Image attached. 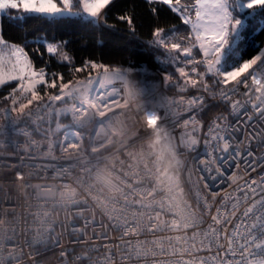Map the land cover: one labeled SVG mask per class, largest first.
Returning <instances> with one entry per match:
<instances>
[{"label":"snow or ice","instance_id":"1","mask_svg":"<svg viewBox=\"0 0 264 264\" xmlns=\"http://www.w3.org/2000/svg\"><path fill=\"white\" fill-rule=\"evenodd\" d=\"M113 2L114 0H0V16L8 15L9 19L21 22L29 17L50 18L49 23L58 18L77 19L82 23L95 25L106 19L107 10ZM146 2L149 5L157 3L166 5L172 12L181 13L183 23L192 24V31L196 33L194 38L196 43L183 46L182 41L177 39L172 31L155 27L148 46L162 51L159 55L154 54L153 60L161 65L164 63L170 65L181 57H188L190 58L187 60L188 64H203L205 66L203 72L198 71L197 67H192L189 71L184 67H177L176 70L184 83L181 91L188 86L202 87L205 92L210 91V85L205 79L206 74H210L216 78L214 84L224 86L220 97L230 105L229 115L234 116L233 121H228L227 117H216L209 125V135L204 138L203 143L211 146L213 151L209 158L198 162L201 165L200 170L223 176L220 161L227 164L230 159L235 161L242 158L246 165V173L249 170L256 171L258 164H264V49L257 47L256 53H250L247 59L241 56L237 60L236 56L241 51L239 45L250 34V28L257 35L264 32V22H257L255 27L251 23L258 17H264V0H234V7L231 0H195L194 3L188 0L184 4L181 0ZM150 10L154 14L158 12L156 7H151ZM192 11L196 20L194 24L188 15ZM118 19L126 23L133 33L135 32L133 16L121 14ZM183 39L190 40L191 37ZM173 40L175 42H172ZM5 43L0 34V44ZM60 43L67 42L48 43L47 53H58ZM196 47L202 51L201 60L191 59L193 49ZM12 54L15 61L11 70L7 72L0 70V85L13 80L18 83L12 93L5 98L10 99L12 106L0 109L4 113L0 135L4 134V128L8 126H11L13 132H19L17 122L22 117L34 115L29 110L33 105L53 117L65 116L71 111L81 129L94 121L101 127L107 126L109 130L97 141L95 132L92 133V139L86 140L79 131L70 132L66 127L63 132L64 140L57 139L48 148V155L52 159H57L53 153L59 149L61 157L68 162L67 167L64 164L59 165L62 175L69 174L76 167L80 168V173L74 179L75 187H69L68 184L63 188L42 185L34 189L37 199L42 200L44 205L51 202L53 205H60L61 210L69 212L73 207L78 209L74 215L65 217L69 221L68 224L63 221L59 223V227L68 232L69 246L61 244L63 232L60 235L55 234L57 224L50 219V213L44 207L37 208L35 212L29 210L23 216L22 232L16 229V224L20 221L12 223L4 219V215L16 217V212L5 214L0 208V264H40L41 247L49 251L52 247L58 248L62 262L72 260L75 256L79 264H101L99 259L93 260V252L101 254V249L104 264H264V174L258 175V178L241 176L240 179L244 180L243 187L236 184L234 190L243 193L246 205L241 221L244 233L238 247H234L236 241L228 235V230L219 228V225L224 223L219 213L225 199L223 197L218 199V194L212 192L205 183L203 187L208 189V195L203 198L202 203L197 204L199 211H193L192 206L183 200L179 175H169L171 171L178 172L180 169L187 171L181 156L185 150L195 151L198 141L193 136L185 139L184 135L178 139L172 131L165 129L170 113L162 111L167 106L164 102L153 103L155 98L151 92L154 86L143 77V74L150 73L147 64L110 68L103 63L85 61L80 67L74 68V71L86 73V83L84 80L73 83L72 80L65 81L63 73H48L43 68L35 69L22 47L13 45ZM69 60L67 54L62 56V62ZM162 71L166 73L163 75V81L171 82L172 75L167 74L166 68H162ZM190 73H195L196 76L193 77ZM134 74L141 75V79L133 81L131 77ZM257 74L260 76L259 79ZM117 81L120 82L119 86L115 85ZM253 84L256 85L255 88ZM229 85L232 86L230 89ZM241 85L247 89L243 93L247 97L243 103L240 100H232V96L237 94ZM38 86L56 91L53 93L45 91L42 95ZM17 93L26 99V103L17 99ZM138 97L145 100L144 105H137V110L142 113L143 126L146 130H151L146 132L151 139L143 154L128 152L136 141L126 143L122 139L126 134L124 128L112 123L114 117L131 111ZM180 99L183 101L184 98ZM69 102H73L71 109L63 106ZM188 103L190 109L202 107L204 99L193 97ZM249 111L252 114H249ZM13 113L16 114V119H13ZM96 117L99 119L96 120ZM40 119L41 122L44 121L43 114L40 115ZM190 122L196 123L194 116L184 120L182 127L187 128ZM175 123L172 124L173 128ZM59 127L57 124V128ZM20 134L29 135L27 131ZM116 145L120 146L117 151L124 155V159L117 158L110 162L105 153L110 152ZM165 164L167 166L162 167ZM236 166L239 167V164ZM162 176L170 182L167 187L169 192L174 188L179 189L182 203H173L176 201L175 196L167 203L156 200V196L162 190L159 187ZM210 178L216 179L215 176ZM20 182L31 187L20 169H16L11 177V183ZM77 189L97 201V206H103L107 210L109 227L121 234L118 240H111L107 232L101 234L93 231L89 235L88 226L95 223L94 217L86 218L83 226H78L83 212L87 209V201L76 199ZM0 204H3V201H0ZM213 208L217 214L208 215ZM52 211H57V208L53 207ZM237 211L234 205L230 215L235 217ZM167 213L172 214L169 220L164 219ZM29 217H32L31 224ZM228 222L231 223L230 220ZM204 223H207V231H193L190 237L187 236L185 230L198 229ZM35 225L38 227L33 232ZM233 229L239 234L238 225H233ZM221 231L227 243L217 244L214 250L213 240L219 239ZM164 232L182 234L158 237L151 241L152 247H147L145 242L139 239L145 233L156 236ZM29 233H33L31 238L24 239L21 244L18 237L20 235L27 237ZM197 237H202L199 243ZM133 238H136L135 245ZM98 241L100 243H97ZM72 246H83L82 254L75 255V248ZM70 247L72 251H69Z\"/></svg>","mask_w":264,"mask_h":264},{"label":"built area","instance_id":"2","mask_svg":"<svg viewBox=\"0 0 264 264\" xmlns=\"http://www.w3.org/2000/svg\"><path fill=\"white\" fill-rule=\"evenodd\" d=\"M15 46L22 47L19 44ZM93 76H95V74H93ZM259 78L260 76L257 74V79ZM161 79H163V74H161L157 86L152 89L151 95L155 98L153 103L164 102L167 105L162 109V111H167L170 113L169 121L165 123V129L172 131L178 139L184 135L185 139H187L188 136H193L198 141L195 151L189 152L185 150L183 156H181L187 171L180 169L178 172L171 171L169 175H179L180 187L183 189V200L187 201V203L192 206L193 211H199L197 209V204L202 203L203 198L208 195V189L203 187L205 183L208 184L212 192L218 194V199L220 197L225 199V203L223 206H221V211L219 213L220 219L223 220L224 223L219 225V228L227 229L228 235L236 241L234 247H238L239 242H241L242 234L244 233V227L241 221L243 219L242 212L246 205V201L243 199V193L234 189L236 188V184H239L241 187H243L244 180L240 179L241 176H245L246 178H258V175L264 174V164H258L256 166V171L249 170V172L246 173V165L244 164L243 159L237 158L235 161L230 159L227 164H225L224 161H220V167L224 173L223 176H220L215 172L210 174L209 172L201 171V165L198 162L200 160L209 158V154L213 151L211 146H206L203 143L204 138L209 135V125L212 123L214 118L221 116L227 117L228 121H233L234 116L229 115L231 112L230 105L222 101L220 95L213 96L209 93V91L205 92L202 87L193 88L188 86L185 90L181 91V88L184 87L183 82L181 83L179 81H174L172 83L173 86H171L170 83L161 82ZM252 86L253 88L256 87L255 84ZM246 90L247 89H245L243 85L239 86L237 94L232 96V100H240L243 103L247 99V97L243 95ZM256 95H259V93H256ZM181 97L184 98L183 101H181ZM193 97H203L204 105L202 107L197 106L196 108L190 109L188 101ZM17 99L22 102L26 100L23 96H21L20 93H17ZM72 103L69 106V109L72 108ZM144 103V98L138 97L131 111L126 112L125 115L114 117L112 122L116 126H121L124 128L126 134L122 137V139L126 143L131 142L132 140L136 141L133 147L128 149V152L143 154L146 152L147 144L150 143L151 138L146 135V132H150L151 130H146L144 128L141 119L142 113L137 110V105L142 106ZM210 104H216V109L205 117L200 116V111L205 110ZM11 106V101H9L8 104H3L0 102V109L10 108ZM29 110L32 111L34 115L31 117H22L17 122L19 132H13L11 126H8L4 128V134L0 135V141H3V143H0V201H3V204H0V208L3 209V213L5 214L11 211L16 212V217L4 215V219L12 223L20 221L19 224H16V229L18 232H22L24 227L23 216L29 210L35 212L37 208L44 207L47 211H49L50 219L55 221L57 224L55 234L60 235L63 232L61 244L65 247H68L70 239L68 232L65 229L59 227V223L63 221L65 224H68L69 221L66 220L65 217L74 215L77 213L78 209L73 207L71 212H69L61 210L60 205H53L51 202H49L47 205H44L42 200L37 199L34 189H36L37 186L42 185L63 188L65 184H68L69 187H75L74 179L75 176L80 173V168L76 167L72 169L67 175L61 174L59 165L64 164L65 167H67L68 162L61 157V152L59 149L55 150L53 153L57 159H52L48 155V148L57 139L61 141L64 140L63 132L65 130L62 132L59 138L56 137L55 127H53L54 117L45 112L43 109L37 108L35 105H33ZM41 114L44 116L43 122H41L40 119ZM69 114L74 121L71 111ZM249 114H252L251 111H249ZM3 116V111H0V126H3L4 123ZM193 116L196 123L190 122L187 128L182 127L183 121ZM13 119H16L15 113H13ZM98 119L99 117H96V120ZM25 121L27 122L26 124ZM74 122L76 126H70L68 127V130L70 132L79 131V133L85 136L86 139L87 135H85V133L80 130L77 121ZM173 122H176L174 128L172 127ZM193 128H195V131H193ZM107 130H109L107 126L101 127L97 123L96 130L94 131L97 134L95 139L99 141V139ZM24 131H27L29 135L25 136L20 134ZM9 141L10 143H8ZM29 145H31V147H29ZM119 147V145H116L111 148L110 152L105 153V157L110 162L116 160L117 158L121 160L124 159V155L117 151ZM237 164H239V167L236 166ZM33 165L35 166L33 167ZM166 166L167 165L165 164L162 167ZM117 168H119V165H117ZM16 169H20L21 173L24 174L25 179L27 180L28 184L31 185V187L25 186L22 182L16 184L11 183V177L15 173ZM210 176H215L216 179L213 180L210 178ZM3 177H8V179H3ZM201 177L204 179H201ZM234 179L235 183H233ZM161 181L162 183L159 185V187L162 190L156 196V200L167 203L172 197L175 196L176 201H173V203H182L179 189L174 188L173 191L169 192L167 187L170 182L166 177L163 176L161 177ZM77 192V200L87 201V209L83 212V216L80 218L78 226H83L86 218L94 217L95 223H90L88 226L89 235H91L93 231L101 234L107 232L111 240H118L121 234L109 227V219L108 215L106 214L107 210L103 206H97L98 202L92 200L80 189H77ZM93 195H95V193H93ZM105 195H108V193H105ZM102 198L103 197H101V199ZM237 201H239L238 204L236 203ZM234 205L238 209L235 217L230 215ZM53 207H56L57 211H52ZM211 214H217L215 212V208H213L212 212L208 215ZM225 217H227V219H225ZM171 218V213H167L164 216L165 220H169ZM28 219L29 224H31L32 217H29ZM205 219L207 221V215ZM229 220L231 223L228 222ZM101 225H103V227H101ZM233 225L239 226V234L234 231ZM36 227H38V225L33 227V232L35 231ZM207 230V223H204L200 225L198 229H187L185 231L187 232V236L190 237L193 231ZM9 234H11V229H9ZM32 234L33 233H29L27 237L20 235L18 237L19 242L23 244L24 239L31 238ZM181 234V232H164L153 236L150 233H145L141 235L139 239L145 242L147 247H152L151 241L156 240L158 237H164L168 235L175 236ZM201 238L202 237H197V243H199ZM97 243L100 242L98 241ZM135 243L136 238H133V244L135 245ZM205 243H208V241H205ZM226 243L227 240L225 235L223 231H221L219 239L213 240V249L215 250V246L217 244ZM72 247L75 248V255L82 254L83 246ZM72 247L69 248V251H72ZM185 247H187V245H185ZM25 250L30 251V249ZM41 252L42 255L39 258L40 264H79V261L75 260V256L72 258V260H65L62 262L59 254L60 250L55 247H52L51 251L45 247H41ZM102 254L103 249H101V254H96L93 252V260L99 259L101 264H104ZM201 255H203V253H201Z\"/></svg>","mask_w":264,"mask_h":264},{"label":"trees","instance_id":"3","mask_svg":"<svg viewBox=\"0 0 264 264\" xmlns=\"http://www.w3.org/2000/svg\"><path fill=\"white\" fill-rule=\"evenodd\" d=\"M188 0H181V3H187ZM194 3L195 0H192ZM151 7L158 9L157 13H152ZM121 14H129L133 16L135 32L133 33L129 26L120 21L118 16ZM191 20L195 19L194 11L188 13ZM50 18L29 17L24 21H16L8 18V15L0 16V34H2L5 44H0L2 47L21 45L25 50L27 57L31 60L35 69H45L48 73H63L64 80H72L73 83L77 80H87L86 73H76L74 68L80 67L85 61H95L103 63L110 68H127L131 65L147 64L150 73L143 74L146 80L152 82V85H157L161 74H166L162 68L167 69V74L172 75V81L169 82L173 86L174 81L183 82L180 77L177 67H184L189 71L192 67H197L198 71H205L203 64L195 65L188 64V57H181L173 64L164 63L163 65L153 60V55H159L162 50L149 48L148 42L151 40V33L155 27L164 28L166 31H172L177 39L182 41L183 46H191L195 42V36L190 24L183 23V17L178 12H172L168 6L159 3L149 5L146 0H114L113 4L107 10L106 19H102L98 24H86L77 19L59 18L54 22L49 23ZM257 22H264V17H258L253 20L252 26L255 27ZM249 35L239 45L241 51L237 54L236 59L239 60L242 56L244 59L249 58V54H255L256 48L264 49V32L258 35L249 29ZM191 37L190 40L183 39ZM45 38V39H41ZM60 43V47L67 52L70 57L68 62H62L60 54H49L46 51L48 43ZM172 42H175L173 40ZM203 58L202 51L196 47L193 49V57L191 59L201 60ZM95 74V72H93ZM193 77L195 73H190ZM131 79L138 81L141 75L134 74ZM205 79L210 85L209 93L213 96H218L223 85L214 84L215 77L206 74ZM17 81L13 80L0 85V102L8 104L10 99H5L12 93L17 85ZM232 86L229 85L230 89ZM41 94L45 91L53 93L56 90L46 89L44 86H38ZM152 88V89H153ZM26 103V100L24 101ZM69 102L67 105H71ZM216 109V104H210L205 110L200 111L199 115L205 117ZM59 124V128H57ZM68 126H76L75 122L67 113L65 116L54 117L53 127H55L56 137H60L62 132ZM80 128V127H79ZM80 130L85 131V128ZM87 139H92V133L88 134Z\"/></svg>","mask_w":264,"mask_h":264},{"label":"rangeland","instance_id":"4","mask_svg":"<svg viewBox=\"0 0 264 264\" xmlns=\"http://www.w3.org/2000/svg\"><path fill=\"white\" fill-rule=\"evenodd\" d=\"M231 4H232V7H234V0H231ZM181 14V13H180ZM183 17V16H182ZM192 23L194 24V23H196V20L194 19V20H192ZM190 26H191V29H192V24H190ZM193 34H194V36L196 35V33L195 32H193ZM12 47L13 46H5V47H2L1 48V51H0V65H2V69H0V70H3V71H5V72H7V71H10L11 70V67H12V63L15 61V57L13 56V54H12ZM58 54H60V56H61V59H62V56L64 55V54H67V52H65L64 51V49L62 48V47H60V50L58 51ZM68 55V54H67ZM161 82H163V83H165L164 81H163V79H161ZM85 83H86V80H85ZM119 83L120 82H115V85L116 86H119ZM157 86V85H156ZM155 86V87H156ZM82 91H83V89H82ZM70 105H67V106H65L66 108H70L69 107ZM70 112V111H69ZM69 112H68V114H69ZM74 121H76V120H74ZM78 124V123H77ZM79 125V124H78ZM96 127H97V123H95L94 121L93 122H90L88 125H86L84 128H85V131H84V133H85V135H88V134H91V133H93L95 130H96Z\"/></svg>","mask_w":264,"mask_h":264}]
</instances>
